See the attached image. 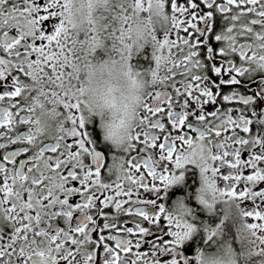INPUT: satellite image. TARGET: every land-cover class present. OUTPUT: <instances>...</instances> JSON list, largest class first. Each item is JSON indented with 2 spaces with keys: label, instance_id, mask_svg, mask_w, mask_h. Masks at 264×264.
I'll list each match as a JSON object with an SVG mask.
<instances>
[{
  "label": "snow or ice",
  "instance_id": "snow-or-ice-1",
  "mask_svg": "<svg viewBox=\"0 0 264 264\" xmlns=\"http://www.w3.org/2000/svg\"><path fill=\"white\" fill-rule=\"evenodd\" d=\"M70 3L0 0V264L198 260L190 210L166 206L155 183L166 192L188 165L237 202L251 237L245 247L238 226L242 264H264V0H111L84 30ZM138 20L147 47L132 38ZM134 49H150L137 72L147 87L113 149L86 118L80 69ZM45 106L58 109L56 135Z\"/></svg>",
  "mask_w": 264,
  "mask_h": 264
},
{
  "label": "clouds",
  "instance_id": "clouds-1",
  "mask_svg": "<svg viewBox=\"0 0 264 264\" xmlns=\"http://www.w3.org/2000/svg\"><path fill=\"white\" fill-rule=\"evenodd\" d=\"M111 0H71L66 15L76 24L77 28L87 29L90 22L98 21L110 7ZM155 9V5L153 6ZM153 23L159 27L155 12ZM149 25L143 20H138L133 27L132 38L137 45L150 44L148 39ZM135 54V49L133 50ZM134 56V55H133ZM140 71L127 59L118 56H98L90 61L86 67L80 69V79L83 94V110L86 118L98 122L102 141L113 149H122L127 144L129 130L134 123V114L146 91V75H137ZM41 117L45 131L49 135L58 134L61 117L58 109L52 110L45 106L41 110ZM205 157L207 153L204 154ZM118 163V162H117ZM197 163L203 164L199 158ZM199 196L213 208L217 209L225 222H232L241 227V242L247 247L251 237L242 227L240 210L237 202L221 196L219 189L212 190L200 177ZM173 210L182 214L184 205L177 201ZM217 243L214 249L203 248L200 250L198 260H190L189 264H242L238 248L239 243H230L217 233ZM195 255V254H194Z\"/></svg>",
  "mask_w": 264,
  "mask_h": 264
},
{
  "label": "flooded vegetation",
  "instance_id": "flooded-vegetation-1",
  "mask_svg": "<svg viewBox=\"0 0 264 264\" xmlns=\"http://www.w3.org/2000/svg\"><path fill=\"white\" fill-rule=\"evenodd\" d=\"M146 56H150V49L146 53L142 52L134 55L130 60V63L135 65L138 70H143V61L146 59ZM96 123L98 124V122ZM97 133L101 138V132L98 126ZM155 183L161 188V196L163 197L161 202L165 203L166 206L172 209L174 208L176 202L180 201L190 210V220L194 222V226L197 230L193 234L192 239L186 241V244L192 245L194 252L195 250H201L203 248H215L218 238L216 237L214 241L209 242L205 231L207 228H219L221 236H223L225 240L230 243H238V240H236L238 225L232 222L226 223L225 218L221 216L217 209L213 208L210 211L203 204H201L199 200L201 181L199 169L195 166H186L185 170H183V179L170 186L166 192L163 191L162 182L155 181Z\"/></svg>",
  "mask_w": 264,
  "mask_h": 264
},
{
  "label": "rangeland",
  "instance_id": "rangeland-1",
  "mask_svg": "<svg viewBox=\"0 0 264 264\" xmlns=\"http://www.w3.org/2000/svg\"><path fill=\"white\" fill-rule=\"evenodd\" d=\"M137 54V53H136ZM136 54H134V55H136ZM139 54V53H138Z\"/></svg>",
  "mask_w": 264,
  "mask_h": 264
}]
</instances>
